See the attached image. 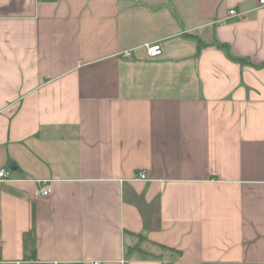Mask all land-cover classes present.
<instances>
[{
    "label": "crops",
    "instance_id": "1",
    "mask_svg": "<svg viewBox=\"0 0 264 264\" xmlns=\"http://www.w3.org/2000/svg\"><path fill=\"white\" fill-rule=\"evenodd\" d=\"M2 167L0 264H264V6L0 0Z\"/></svg>",
    "mask_w": 264,
    "mask_h": 264
},
{
    "label": "built area",
    "instance_id": "2",
    "mask_svg": "<svg viewBox=\"0 0 264 264\" xmlns=\"http://www.w3.org/2000/svg\"><path fill=\"white\" fill-rule=\"evenodd\" d=\"M259 6H264V0H258ZM230 14H240L239 11H237L235 8L230 9ZM147 53L151 57H155L158 55H161L163 53L162 45L159 42H152L146 44ZM124 56H130L131 50H125L122 52ZM138 177L141 179H148L146 171L142 170L138 173ZM8 178V172L5 167L0 168V181L7 180ZM38 196H48L51 193V186L49 184H44L40 188L36 189L34 192ZM13 264H22V261L15 260L13 261ZM90 264H101L99 260H92L90 261Z\"/></svg>",
    "mask_w": 264,
    "mask_h": 264
},
{
    "label": "trees",
    "instance_id": "3",
    "mask_svg": "<svg viewBox=\"0 0 264 264\" xmlns=\"http://www.w3.org/2000/svg\"><path fill=\"white\" fill-rule=\"evenodd\" d=\"M189 35L191 36V37H193L195 40H196V42L198 43V46L199 47H201V46H203V45H206L207 44V42H205V41H203V39H201L200 38V36L199 35H197V34H195V33H189ZM221 47H224V45H222V44H219ZM226 45V44H225ZM228 51V50H227ZM229 52V51H228ZM232 58H234V59H236V60H239L240 62H246L247 61V59L246 58H244V57H235V56H233V55H231V54H229Z\"/></svg>",
    "mask_w": 264,
    "mask_h": 264
},
{
    "label": "water",
    "instance_id": "4",
    "mask_svg": "<svg viewBox=\"0 0 264 264\" xmlns=\"http://www.w3.org/2000/svg\"><path fill=\"white\" fill-rule=\"evenodd\" d=\"M8 166L11 167L12 169H14L16 167L14 161L9 162Z\"/></svg>",
    "mask_w": 264,
    "mask_h": 264
}]
</instances>
